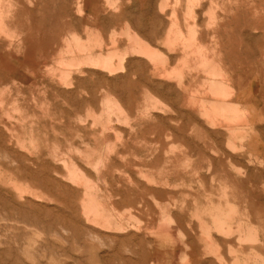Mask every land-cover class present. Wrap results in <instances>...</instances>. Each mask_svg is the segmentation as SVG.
Returning a JSON list of instances; mask_svg holds the SVG:
<instances>
[{
	"label": "rangeland",
	"instance_id": "rangeland-1",
	"mask_svg": "<svg viewBox=\"0 0 264 264\" xmlns=\"http://www.w3.org/2000/svg\"><path fill=\"white\" fill-rule=\"evenodd\" d=\"M0 264H264V0H0Z\"/></svg>",
	"mask_w": 264,
	"mask_h": 264
},
{
	"label": "bare ground",
	"instance_id": "bare-ground-1",
	"mask_svg": "<svg viewBox=\"0 0 264 264\" xmlns=\"http://www.w3.org/2000/svg\"><path fill=\"white\" fill-rule=\"evenodd\" d=\"M2 14H4V13H2ZM5 15H6V13H5ZM4 16V15H3ZM4 19V18H3ZM87 29V28H86ZM128 29H129V27H128ZM115 31V30H114ZM196 32V31H195ZM194 32V33H195ZM125 34V33H124ZM131 37V36H130ZM99 39V38H98ZM129 39V38H128ZM197 40V39H196ZM131 41V40H130ZM133 41V40H132ZM73 42V41H72ZM83 42V41H82ZM133 43V42H132ZM135 44V43H134ZM138 44V43H137ZM140 44V43H139ZM133 45V44H132ZM140 46H141V44H140ZM139 46V47H140ZM138 47V46H137ZM203 48H205V47H203ZM138 49H140V48H138ZM112 52V51H111ZM127 54V53H126ZM218 54V53H217ZM103 56V54H101V53H99V55H96V57H94V58H92V60L93 61H95V62H98V63H102V62H104V63H109L108 62V60L110 59V56H108V57H102ZM111 55V54H110ZM88 56V55H87ZM163 56V55H162ZM124 57V56H123ZM221 57V56H220ZM78 58V57H77ZM85 58V57H84ZM112 58H113V56H112ZM82 59V58H81ZM87 59V58H86ZM165 59V58H164ZM202 59V58H201ZM157 60V59H156ZM88 61V60H87ZM121 61V60H120ZM120 61H119V67H121V65L122 64H120ZM166 61V60H165ZM122 62V61H121ZM218 62V61H217ZM167 63V62H166ZM210 63H211V61H210ZM83 64V63H82ZM195 64V63H194ZM101 66V65H100ZM122 68H123V66H122ZM103 69H105V70H107V71H110V72H112V70H113V68H111L110 67V65L108 64V65H104L103 66ZM195 69V68H194ZM115 71V70H114ZM117 71H119V70H117ZM116 71V72H117ZM123 71V70H122ZM61 72V71H60ZM114 73V72H113ZM223 73V72H222ZM181 77V76H180ZM177 79V78H176ZM206 81H207V79H205ZM208 83V82H207ZM209 85V84H208ZM218 87H219V85H218ZM225 87V86H224ZM222 90H225V89H223L222 88ZM232 90H233V88H232ZM219 91H221V89L219 90ZM211 92V91H210ZM221 92H223V91H221ZM230 92V91H229ZM231 93V92H230ZM234 94V93H233ZM146 97V96H145ZM193 99H194V97H192ZM107 99H109V98H107ZM145 99V98H144ZM196 99V98H195ZM114 100V99H113ZM108 101V100H107ZM106 101V102H107ZM191 101V100H190ZM111 102V101H110ZM116 102V101H115ZM192 102V101H191ZM204 102V101H203ZM206 102V101H205ZM211 102V101H210ZM218 103V102H217ZM208 104V103H207ZM229 104V103H228ZM191 105V104H190ZM211 105V104H210ZM197 106V105H196ZM199 106V105H198ZM213 106H215V104H213ZM212 106V107H213ZM226 106H228V105H226ZM224 107V106H221V107H219L218 106V108L222 111L223 109V111L222 112H225V110L228 108V107ZM195 107V106H194ZM237 107V106H236ZM109 108V107H108ZM213 108H215V107H213ZM217 108V109H218ZM230 106H229V108H228V110H229V112H228V110H226V113H230ZM194 109V108H193ZM225 113V114H226ZM106 114V113H105ZM104 114V115H105ZM114 114V113H113ZM216 115V114H215ZM89 118V117H88ZM104 118V117H103ZM109 118V117H108ZM105 119H107V118H105ZM95 120V119H94ZM107 122H108V120H107ZM114 122V121H113ZM180 122V121H179ZM107 132V131H106ZM133 132V131H132ZM116 134H117V132H115ZM134 133V132H133ZM117 138V137H116ZM121 139V138H120ZM107 146V145H106ZM170 147V146H169ZM107 150V149H106ZM122 160V159H121ZM68 164V163H67ZM74 165V164H73ZM66 166V165H65ZM70 179H72V178H70ZM86 180V179H85ZM71 181V180H70ZM177 186V185H176ZM179 186V185H178ZM190 188V187H189ZM101 191V190H100ZM93 193V192H92ZM91 193V194H92ZM95 194V193H94ZM98 197V196H97ZM89 199H93V198H89ZM82 202H84V201H82ZM100 202V201H99ZM84 208H85V214H86V217H87V220L88 221H94L95 219H96V217H97V213L99 212V210H101V206L99 205V203L95 200L94 201V199H93V201H89V200H87L86 202H84ZM107 209V208H106ZM109 209V208H108ZM107 209V210H108ZM103 210V209H102ZM110 211V210H109ZM101 212V211H100ZM106 213V212H105ZM105 213H103V217H107V214L105 215ZM108 213V212H107ZM111 213V212H110ZM124 213V212H123ZM110 215V214H109ZM99 216V215H98ZM101 216V215H100ZM99 216V217H100ZM123 216V215H122ZM91 217L94 219V220H92L91 219ZM99 217H97L98 219H101V217L99 218ZM108 218V217H107ZM107 218H106V220L104 219V218H102V220H100L99 222L101 223V221H104L105 220V222L107 221ZM110 218V217H109ZM98 219L96 220V221H98ZM104 219V220H103ZM112 220V219H111ZM113 221V220H112ZM104 222V223H105ZM90 223V222H89ZM97 222H95L94 221V224H96ZM108 223V222H107ZM206 224V223H205ZM106 225V224H105ZM109 225V224H108ZM206 227V226H205ZM106 228H108V227H106ZM105 228V229H106ZM123 228V227H122ZM117 229V228H116ZM110 230H112V229H110ZM119 230V229H118ZM203 233V232H202ZM212 253V252H211ZM209 254V253H208Z\"/></svg>",
	"mask_w": 264,
	"mask_h": 264
}]
</instances>
